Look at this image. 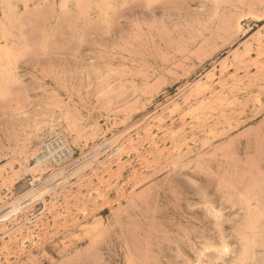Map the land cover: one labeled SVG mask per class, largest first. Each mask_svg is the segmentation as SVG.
Segmentation results:
<instances>
[{
  "label": "rangeland",
  "instance_id": "obj_1",
  "mask_svg": "<svg viewBox=\"0 0 264 264\" xmlns=\"http://www.w3.org/2000/svg\"><path fill=\"white\" fill-rule=\"evenodd\" d=\"M263 39L264 0H0V264H264Z\"/></svg>",
  "mask_w": 264,
  "mask_h": 264
},
{
  "label": "bare ground",
  "instance_id": "obj_2",
  "mask_svg": "<svg viewBox=\"0 0 264 264\" xmlns=\"http://www.w3.org/2000/svg\"><path fill=\"white\" fill-rule=\"evenodd\" d=\"M250 15V14H249ZM249 15H248V17H249ZM264 40V39H263ZM219 85V84H218ZM220 85H221V83H220ZM203 88V87H202ZM206 88V87H205ZM202 90V89H201ZM208 91V90H207ZM188 99V98H187ZM192 100V99H191ZM255 100V99H254ZM196 101V100H195ZM226 101V100H225ZM229 106V105H228ZM199 108V107H198ZM229 108V107H228ZM177 110V109H176ZM212 110V109H211ZM195 111V110H194ZM200 112V111H199ZM172 115V114H171ZM192 117V116H191ZM120 123V122H119ZM180 129V128H179ZM156 137V136H155ZM170 137H171V135H170ZM80 141V140H79ZM106 146H107V144H106ZM184 147V146H183ZM105 148H107V147H105ZM119 149H120V147H118V148H116V150L117 151H119ZM103 152L105 151L104 149L102 150ZM92 157V156H91ZM91 159V158H90ZM119 160V159H118ZM84 161V160H83ZM62 183V182H61ZM61 183H58V184H56V185H54V186H52V188H50V189H53L55 186H59ZM37 185V184H36ZM50 186V185H49ZM99 200V199H98ZM13 215H15V211H11L10 213H7V214H5V215H2V216H0V227L1 228H5L6 227V225L10 222V220L12 219V216ZM95 225V224H94ZM95 227H97V226H95ZM92 230V229H91ZM94 231V230H93Z\"/></svg>",
  "mask_w": 264,
  "mask_h": 264
}]
</instances>
